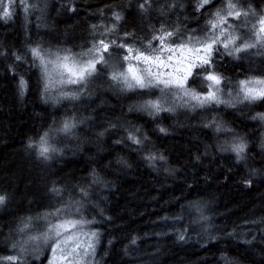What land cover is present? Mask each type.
I'll list each match as a JSON object with an SVG mask.
<instances>
[{"label":"trees","instance_id":"1","mask_svg":"<svg viewBox=\"0 0 264 264\" xmlns=\"http://www.w3.org/2000/svg\"><path fill=\"white\" fill-rule=\"evenodd\" d=\"M4 2L0 264H48L53 238L43 231L80 220L99 234L93 264H264V97L230 94L264 76V57L253 47L230 55L217 43L188 86L205 93L206 77L217 75L224 100L201 106L176 97L158 113L141 106L166 98L161 89L112 79L126 64L118 45L138 49L162 32L183 42L207 32L229 4L258 16L264 0ZM100 40L116 50L118 66L104 53L97 71L68 90L48 80L31 52L78 54ZM66 121L74 125L67 132Z\"/></svg>","mask_w":264,"mask_h":264},{"label":"rangeland","instance_id":"2","mask_svg":"<svg viewBox=\"0 0 264 264\" xmlns=\"http://www.w3.org/2000/svg\"><path fill=\"white\" fill-rule=\"evenodd\" d=\"M0 3H2L1 5L2 7L4 4H5L4 7L8 5L7 3L4 2V0H1ZM229 11H232L233 15H229L228 14ZM237 11L240 12L238 9L235 8L229 9L227 6V10L222 11L221 14L219 15L220 17L217 16L215 19H213L210 22V24H208L209 29H207V32H203L201 36L194 37L191 41L184 40L183 42H176L175 44L173 43V39H172L174 37L173 35L170 37H165L163 41V47L165 49H175L174 52L165 51L161 55L157 51V49L160 47V44L157 40L153 38L149 40L144 45V47H140L137 49L135 46H129L133 49V52L131 54L132 56H135L137 54V50L140 53H143L145 56H149V57L159 56L166 66L159 67L154 62L146 63L142 60L130 59V60H126V64L122 69L119 70L117 74L125 73L130 79L133 73H129L128 68L129 66H131L135 74L142 75L146 79L148 78L149 73H155L159 77V79L170 80L173 82V84L175 83V81H182L183 83L182 88H177L175 86L166 88L163 84L155 85V78H153L154 86L147 89L151 92L154 89H157L158 87L159 89H161V92L162 91L165 92L166 98H161L159 100L160 97L159 94L153 100V101H160L162 108L164 109H170L169 105L173 104L174 102L173 99L176 97L182 99L186 103L188 102L198 103V101L193 100L190 95L189 96L184 95L185 92H189L197 96L204 97L207 96L208 93L211 91L216 94V96L219 98L220 101L224 100L223 98H221V95H219L222 94L220 92L221 89H219V87L215 88L217 85H214L213 81L208 80L209 82L212 83V86L205 93H199L196 90H193V88H189L188 82L193 77L197 68L202 66L201 60L205 58L209 60L211 59L216 44L213 46L210 56H208L206 53L202 51L201 52L195 51V49L200 48L201 44L209 37L211 38L219 37L220 41H222L223 43H228L227 49L235 56H238L247 51L246 49L240 52H235L234 49L236 47H243L244 44H253L255 45L253 47V53L259 55L260 57H264V33L260 32V28L262 27L260 21L264 19V11L258 16H256L255 13H253L251 16H249L248 13L247 15H244L245 13L244 12L239 17H236L234 13ZM221 18H224L223 22H221ZM212 24H216L217 26L213 28ZM165 33L167 32L159 33L155 37L165 36ZM103 41L107 43L105 40ZM197 41H199V43ZM229 41H234V42L229 43ZM223 43H219V45L223 47ZM179 45H184L185 47L178 48ZM92 47L93 45L85 49L84 51H81L78 54L72 52L66 53L65 55L42 54L44 57V61L47 63L48 80L52 82V84H62L64 86V90H68V87L73 86L74 84L62 82V81H66L68 77L66 74L61 75L60 70L57 69L56 65L60 63V61L57 60V57L69 56L70 62L71 60H75L77 64H81L85 60L93 58V56L89 53V50L92 49ZM126 55H129L127 50H125V56ZM107 56H108L107 60L111 65H117L116 61L118 60L119 56L115 49H113L112 51L108 50ZM169 56L171 57V60L168 59ZM98 64H96L95 71H97ZM253 80H264V76L260 78H252L243 81H253ZM247 87L254 88L256 90L264 89V85L261 84L250 83L247 85ZM233 91L230 92V94H231V98L232 95L234 96V101L237 100L239 102L245 101L243 99L245 93L243 91V86L241 85L240 82H239V90L236 92ZM217 122H218L217 119L214 118L213 120L214 126L219 128ZM61 223L64 222H60L57 224H61ZM48 226L49 227H47L43 231V236H45L47 233V234H51L53 238L50 247L48 264H93L94 263L93 259L97 248V238L99 234L96 231L91 230L85 221L82 220V223H79L75 229H69L67 232H62V235L59 237L54 235V232L52 231L53 225L51 224ZM93 233H95V235H92ZM70 235L72 236L71 240L68 239ZM57 243L60 244L59 247H57ZM76 244H79L80 247L77 248L75 252H73L72 250L73 248H75ZM89 244H91V247H88ZM70 252L72 253L71 256H69ZM85 252L87 254H85Z\"/></svg>","mask_w":264,"mask_h":264},{"label":"snow or ice","instance_id":"3","mask_svg":"<svg viewBox=\"0 0 264 264\" xmlns=\"http://www.w3.org/2000/svg\"><path fill=\"white\" fill-rule=\"evenodd\" d=\"M210 3V0H202V3L200 4V7H204L205 4ZM141 7L143 8V5H141ZM229 9H234L235 5L233 4H229L228 5ZM229 15H233L232 11H229L228 13ZM4 17H8L10 15V13L8 11H4L3 12ZM234 15L236 17H239L241 15L240 12H235ZM244 15H247V13H244ZM217 16H219V13H217ZM116 19L119 20L120 17L119 15L116 16ZM224 18H221V22H223ZM260 24L262 25V27L260 28V32L264 33V19H262L260 21ZM217 25L216 24H212V27L215 28ZM255 27V26H254ZM173 33L171 32H167L165 33V36H161V37H153V39L157 40L160 44V47L157 49V51L162 55L165 51H169V52H174L175 49H165L163 47V41L165 39V37H170L172 36ZM187 39L189 41H191L193 39V37H187ZM210 41V42H209ZM199 43V41H197ZM223 43L222 41L219 40V37H215V38H211L209 37L207 40H205L202 44L200 48L195 49V51L197 52H204L206 53L208 56L211 55L213 46L217 43ZM234 41H229V43H233ZM151 43V42H150ZM112 44H115V41H112ZM255 45L253 44H244L243 47H236L234 49L235 52H240L243 50H246L248 48L254 47ZM110 45L108 43H105L103 40H100L97 44H94L92 49L89 50V53L93 56L92 59H87L85 60L83 63L81 64H77L75 60H71L70 62V57L69 56H64V57H57V60L60 61L59 64L56 65L57 69L60 70L61 75H67V80L66 81H62V82H66V83H72V84H82L87 77H90L93 75V73L96 70V64L98 63H104L105 62V58H104V53H107L109 50ZM118 47L121 48H125L127 50V52L129 53V55H126L123 57L124 60H130V59H135V60H142L146 63L148 62H154L157 64V66L159 67H164L166 66L164 64V62L160 59L159 56H155V57H149V56H145L143 53H140L137 50V54L135 56H132V52L133 49L127 45L121 44L118 45ZM185 47L184 45H179L178 48H183ZM223 47L227 48L228 47V43H223ZM32 55L34 57H37L40 59L41 64L44 67V71L45 74L47 75V63L44 61V57L40 51L39 48H34L31 50ZM230 55L232 54L231 52L229 53ZM88 55V54H85ZM17 59H20V57H17ZM169 60H171V57H168ZM54 63V62H53ZM201 64H209L210 65V60L209 59H202L201 60ZM128 72L129 73H133L131 78L129 79V77L125 74V73H113L112 75V79L113 80H118L121 83L124 84V86L128 89H132V88H150L154 86V80L153 78H155V85H159V84H163L166 88L167 87H172L175 86L177 88H182L183 87V83L182 81H175V83L173 84L172 81L170 80H161L159 79V77L155 74V73H149L148 74V78L146 79L144 76L142 75H137L133 72V69L131 66H129L128 68ZM207 80H211L213 81L214 85H218L220 83V77L216 76V75H209L208 77H206ZM261 84L264 85V80H253V81H242L241 85L243 86V91H244V96L243 99L244 100H248V101H253L259 98L264 97V89H260V90H256L254 88H249L247 87L248 84ZM21 87H25V81L22 79L20 81ZM47 87V85L45 86ZM218 90V89H217ZM184 95L186 96H191V98L193 100L198 101V103L202 106L205 103H210V102H216V103H221L222 101L219 100V98L216 96L215 93L213 92H209L207 96L204 97H200L197 96L195 94L189 93V92H185ZM224 103H228L227 101H224ZM142 108L146 109V110H151L154 112H160L162 110H165L162 108V105L159 101H147L144 105L141 106ZM255 118V117H254ZM260 119H264V115H261L259 117ZM74 127L73 124H71L70 122H65L63 124V128L61 129L62 131H70V129ZM47 135V133L45 134V136ZM131 139L134 140L135 143L139 144L140 141L137 140L135 137H131ZM43 140V138H42ZM245 145L243 143L237 144L234 146L233 150L238 154L242 153L244 151ZM48 152V148L44 147L42 149L41 155L45 154ZM163 157H161L162 159ZM149 159H154V157H149ZM5 200L4 196H0V204H3ZM60 210L58 209L57 212H59ZM79 223H82L81 221H66L64 223L61 224H56L52 226V231L54 232V235L59 237L62 235V232H67L69 229H75L77 227V225ZM92 235H95V233H93ZM183 238V237H181ZM69 240L72 239V236L70 235ZM60 244L57 243V247H59ZM13 247H15V245H13ZM80 245L76 244L75 248H73V252H75V250L77 248H79ZM88 247H91V244L88 245ZM21 251H23V249H21ZM71 252L69 253V256H71ZM85 254H87L85 252ZM9 260H16L17 257H9L7 258Z\"/></svg>","mask_w":264,"mask_h":264},{"label":"bare ground","instance_id":"4","mask_svg":"<svg viewBox=\"0 0 264 264\" xmlns=\"http://www.w3.org/2000/svg\"><path fill=\"white\" fill-rule=\"evenodd\" d=\"M220 17V16H219ZM178 37V36H177ZM180 37V36H179ZM255 114V113H254ZM258 115H259V113H258Z\"/></svg>","mask_w":264,"mask_h":264}]
</instances>
